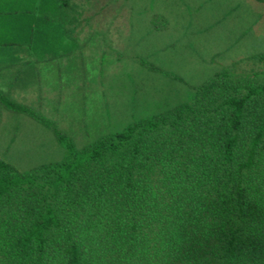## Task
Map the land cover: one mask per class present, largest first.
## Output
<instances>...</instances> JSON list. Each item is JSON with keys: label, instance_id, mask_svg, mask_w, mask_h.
I'll return each instance as SVG.
<instances>
[{"label": "trees", "instance_id": "obj_1", "mask_svg": "<svg viewBox=\"0 0 264 264\" xmlns=\"http://www.w3.org/2000/svg\"><path fill=\"white\" fill-rule=\"evenodd\" d=\"M31 1L0 0V22ZM254 59L85 149L68 140L62 162L21 173L0 157V264H264V54Z\"/></svg>", "mask_w": 264, "mask_h": 264}, {"label": "rangeland", "instance_id": "obj_2", "mask_svg": "<svg viewBox=\"0 0 264 264\" xmlns=\"http://www.w3.org/2000/svg\"><path fill=\"white\" fill-rule=\"evenodd\" d=\"M110 5L106 26L89 23L87 48L53 75L54 95L8 96L25 99L28 112L6 109L0 96V157L21 173L64 161L68 140L82 150L189 103L219 72L252 71L264 54V0Z\"/></svg>", "mask_w": 264, "mask_h": 264}, {"label": "crops", "instance_id": "obj_3", "mask_svg": "<svg viewBox=\"0 0 264 264\" xmlns=\"http://www.w3.org/2000/svg\"><path fill=\"white\" fill-rule=\"evenodd\" d=\"M37 3L31 1L30 13L6 14L2 21L6 25L0 22V30L6 32L0 34V41L7 42L0 45V90L9 96H31V101L55 94V74L60 76L64 62L79 54L81 47L87 48L83 39L89 23L106 26V14H114L111 0H69L66 7L63 0ZM38 9L41 15L36 19ZM33 29L37 31L34 43Z\"/></svg>", "mask_w": 264, "mask_h": 264}]
</instances>
